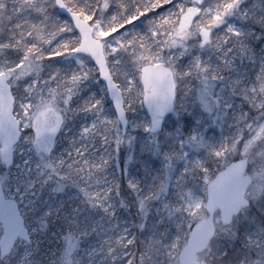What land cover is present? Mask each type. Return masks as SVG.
I'll return each mask as SVG.
<instances>
[{
    "label": "snow or ice",
    "instance_id": "1",
    "mask_svg": "<svg viewBox=\"0 0 264 264\" xmlns=\"http://www.w3.org/2000/svg\"><path fill=\"white\" fill-rule=\"evenodd\" d=\"M0 264H264V0H0Z\"/></svg>",
    "mask_w": 264,
    "mask_h": 264
}]
</instances>
